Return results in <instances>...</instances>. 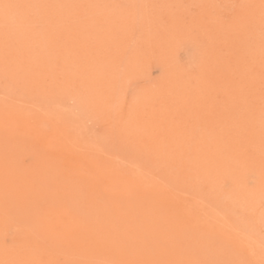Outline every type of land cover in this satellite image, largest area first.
<instances>
[{
	"label": "rangeland",
	"instance_id": "rangeland-1",
	"mask_svg": "<svg viewBox=\"0 0 264 264\" xmlns=\"http://www.w3.org/2000/svg\"><path fill=\"white\" fill-rule=\"evenodd\" d=\"M0 264H264V0H0Z\"/></svg>",
	"mask_w": 264,
	"mask_h": 264
}]
</instances>
